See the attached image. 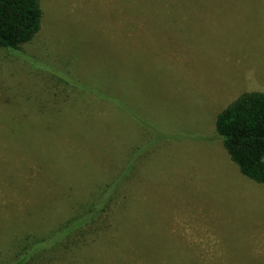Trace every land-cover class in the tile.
Returning <instances> with one entry per match:
<instances>
[{
	"label": "rangeland",
	"instance_id": "374dc122",
	"mask_svg": "<svg viewBox=\"0 0 264 264\" xmlns=\"http://www.w3.org/2000/svg\"><path fill=\"white\" fill-rule=\"evenodd\" d=\"M132 3L40 0L38 33L17 53L0 49V264L71 213L58 203L41 214L42 202L124 159L139 203L114 211L112 237L52 264H131L126 244L147 264H264V184L214 130L241 92H264V0ZM53 68L79 80L75 95L39 107V76Z\"/></svg>",
	"mask_w": 264,
	"mask_h": 264
},
{
	"label": "trees",
	"instance_id": "16d2710c",
	"mask_svg": "<svg viewBox=\"0 0 264 264\" xmlns=\"http://www.w3.org/2000/svg\"><path fill=\"white\" fill-rule=\"evenodd\" d=\"M144 1L146 2L135 0L131 8H153ZM137 3L139 6L135 7ZM42 16L40 0H0V49L6 53L21 51L22 46L30 42L40 30ZM58 69L53 68L47 71L48 74L39 76L44 82L41 85L39 80L40 89L35 94L39 107L59 106L75 95L73 84L79 80L66 78ZM33 85L29 84L28 87ZM28 96L27 93L24 104L31 98ZM214 130L239 172L256 183L264 184V92H241L217 112ZM135 148L131 146L130 151ZM150 150L143 149L140 162L144 163L150 157ZM124 160L99 175H92L89 188L65 194L55 203L51 199L42 202L41 206H45L40 208L41 214L55 209L58 203L67 206L71 213L50 230L49 237H34L31 247L21 250L16 260L10 264H52L59 259L73 262L74 258L69 260V257L86 242L94 241L100 234H105L106 230L111 231L108 235L112 237V233L117 232L120 226V223L113 225L110 220L114 211L119 209L121 214L126 210L130 212L136 207L135 202L139 203V198L134 197V192L139 191L138 187L127 186ZM23 168L29 171L27 167ZM117 244L119 243L116 241L115 245ZM126 246L128 253L135 259L132 263L128 261L129 263L147 264L149 259L153 261L152 257L139 249V245L135 251L133 246Z\"/></svg>",
	"mask_w": 264,
	"mask_h": 264
}]
</instances>
